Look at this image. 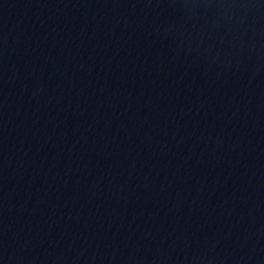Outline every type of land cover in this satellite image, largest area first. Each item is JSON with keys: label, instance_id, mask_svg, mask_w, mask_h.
Masks as SVG:
<instances>
[{"label": "water", "instance_id": "95a60500", "mask_svg": "<svg viewBox=\"0 0 264 264\" xmlns=\"http://www.w3.org/2000/svg\"><path fill=\"white\" fill-rule=\"evenodd\" d=\"M0 264H264V0H0Z\"/></svg>", "mask_w": 264, "mask_h": 264}]
</instances>
